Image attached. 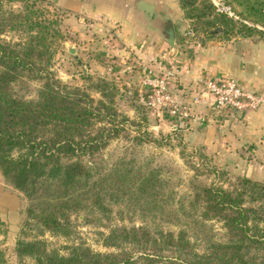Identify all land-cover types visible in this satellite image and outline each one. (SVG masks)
I'll use <instances>...</instances> for the list:
<instances>
[{
	"label": "trees",
	"instance_id": "16d2710c",
	"mask_svg": "<svg viewBox=\"0 0 264 264\" xmlns=\"http://www.w3.org/2000/svg\"><path fill=\"white\" fill-rule=\"evenodd\" d=\"M42 2L0 0L1 175L27 200L25 215L53 233L68 235L72 214L108 218L114 206L140 223L109 227L102 242L114 252L72 244L58 254L33 240L17 241L16 255L36 264H264V182L237 176L224 186L222 172L213 170L217 181L192 177L189 190L171 205L164 179L147 161L125 152L111 163L102 160V150L121 133L132 146L142 138L129 136L132 122L114 107L105 81L95 98L51 72L62 35L56 21L44 16ZM178 3L186 18L205 19L209 37L215 28L226 33L230 20L207 0ZM22 80L39 82L32 98L15 89ZM171 216L173 230L154 221ZM210 221L220 224V235L210 233Z\"/></svg>",
	"mask_w": 264,
	"mask_h": 264
},
{
	"label": "rangeland",
	"instance_id": "374dc122",
	"mask_svg": "<svg viewBox=\"0 0 264 264\" xmlns=\"http://www.w3.org/2000/svg\"><path fill=\"white\" fill-rule=\"evenodd\" d=\"M225 2L231 7L236 19L225 16L230 20L226 25V33L211 34L212 37L229 39L238 34L254 35L256 38L264 39V0H225ZM39 5L44 9V16L56 21V28L62 35V38L54 44L55 50L50 63L51 72L67 85L83 88L95 98L98 97L94 92L97 85L102 80L105 81L114 98V107L132 122L127 125L129 136L142 138L140 143L132 146L131 137L121 133L102 150V160L111 163L125 152L139 162L147 161V164L164 179L165 191H170L172 196L171 200H167V204L171 205L189 190L188 182L192 177H195V182L201 183L217 181L213 173V170H216L222 172L220 180L222 185L227 186L235 177L240 176L237 167L234 166V160L226 163L212 159V156L193 139L194 128L184 126L171 129L174 117L163 108H149L145 105L148 88L142 85L141 74L135 75L134 71H131L137 70L132 67L133 63H127L124 58L115 55L108 45L106 46L109 51L102 52L101 47L105 44L96 37L91 35L86 37L85 34L77 31L76 17L61 9L55 0H44ZM15 6L16 4L13 5ZM205 22L203 18L195 21L194 31L197 38H210L207 34L209 26ZM3 37L14 39L16 36L6 34ZM67 46L73 48V53L66 50ZM38 85L39 82L36 80H22L15 85V89L25 97L32 98L36 94ZM240 118L232 117L236 121ZM143 130H146V136L141 133ZM250 179L264 182L263 179ZM5 184L16 194L17 200L13 198L18 202L19 208L13 219L7 221L6 218L0 221V264H36L30 256L16 255L17 241L39 240L43 242V248L48 251L54 250L58 254H66L67 247L72 244L87 246L92 251L114 252L118 249L103 246L102 242L109 227L116 224L131 226L140 223L139 217L129 215L124 207L114 206L108 218L86 215L87 218L83 219L81 215L72 214L69 234L63 236L42 229L37 222L26 216L27 200L7 181ZM166 214L167 212H164V216ZM155 219V222L163 224L161 225L163 228L172 230L175 228L173 216L168 217L166 221L157 217ZM210 223L212 225L210 233L213 237L223 232L218 222L210 221Z\"/></svg>",
	"mask_w": 264,
	"mask_h": 264
},
{
	"label": "crops",
	"instance_id": "0c3cea01",
	"mask_svg": "<svg viewBox=\"0 0 264 264\" xmlns=\"http://www.w3.org/2000/svg\"><path fill=\"white\" fill-rule=\"evenodd\" d=\"M55 2L76 17L77 31L105 44L102 52L109 51L108 45L115 55L133 63L137 68L131 70L133 74H141L143 79L146 68L169 72L167 87L180 102L174 116L163 108L174 117L171 129L194 128L193 139L213 160H234L238 175L264 180V39L238 34L229 39L197 38L195 22L184 16L178 0ZM149 12L159 14L172 26L173 54L149 26ZM199 77H233L240 87L259 96L261 105L237 121L226 113L215 115L210 96L194 85ZM11 191L0 172V221L17 215L19 204Z\"/></svg>",
	"mask_w": 264,
	"mask_h": 264
},
{
	"label": "built area",
	"instance_id": "2783aa9c",
	"mask_svg": "<svg viewBox=\"0 0 264 264\" xmlns=\"http://www.w3.org/2000/svg\"><path fill=\"white\" fill-rule=\"evenodd\" d=\"M207 1L215 13L236 19L225 0ZM144 73L142 85L148 88L145 105L149 108H164L170 115H176L180 102L167 87L169 72L160 68H146ZM194 85L210 96L215 115L226 113L232 117H241L247 112L257 110L261 105V98L253 91L240 87L233 77H199Z\"/></svg>",
	"mask_w": 264,
	"mask_h": 264
},
{
	"label": "water",
	"instance_id": "95a60500",
	"mask_svg": "<svg viewBox=\"0 0 264 264\" xmlns=\"http://www.w3.org/2000/svg\"><path fill=\"white\" fill-rule=\"evenodd\" d=\"M149 26L156 30L161 36L162 40L166 43L168 50L171 54L175 52V43H174V31L171 25L167 21L155 12H149L148 17ZM221 32L220 28H215L211 34H218ZM66 50L69 53H73V48L67 46Z\"/></svg>",
	"mask_w": 264,
	"mask_h": 264
}]
</instances>
